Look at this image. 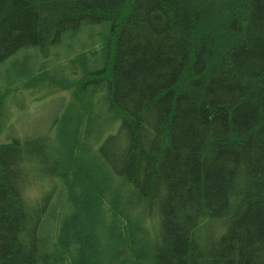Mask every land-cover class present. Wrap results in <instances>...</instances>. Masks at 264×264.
Returning <instances> with one entry per match:
<instances>
[{"label": "trees", "instance_id": "obj_1", "mask_svg": "<svg viewBox=\"0 0 264 264\" xmlns=\"http://www.w3.org/2000/svg\"><path fill=\"white\" fill-rule=\"evenodd\" d=\"M103 23L55 139L0 71V264H264V0H0V66Z\"/></svg>", "mask_w": 264, "mask_h": 264}, {"label": "rangeland", "instance_id": "obj_2", "mask_svg": "<svg viewBox=\"0 0 264 264\" xmlns=\"http://www.w3.org/2000/svg\"><path fill=\"white\" fill-rule=\"evenodd\" d=\"M110 32L109 23L95 24L82 30L76 37L65 38L57 47L47 50L31 48L7 59L0 66L2 76L12 72L17 64V70L22 69L32 76L30 81L33 86L24 88L25 81L8 85L12 92L9 91L4 99L10 114L5 133L12 131L9 134L19 136L49 134L55 139V121L62 108L69 103L70 93L56 85L43 83L44 80L51 79L53 75L66 78L68 72L65 67L69 66V59L83 49H97L106 45V36ZM93 58V55L89 56L91 63ZM76 66H79L77 62Z\"/></svg>", "mask_w": 264, "mask_h": 264}]
</instances>
